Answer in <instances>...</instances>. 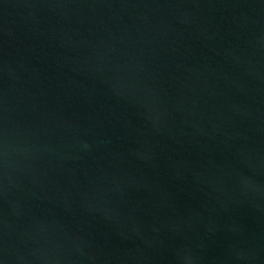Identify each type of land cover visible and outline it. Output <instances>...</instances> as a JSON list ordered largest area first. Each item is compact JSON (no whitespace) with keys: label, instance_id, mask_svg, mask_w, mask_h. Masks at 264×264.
I'll return each instance as SVG.
<instances>
[{"label":"water","instance_id":"95a60500","mask_svg":"<svg viewBox=\"0 0 264 264\" xmlns=\"http://www.w3.org/2000/svg\"><path fill=\"white\" fill-rule=\"evenodd\" d=\"M0 264H264V0H0Z\"/></svg>","mask_w":264,"mask_h":264}]
</instances>
